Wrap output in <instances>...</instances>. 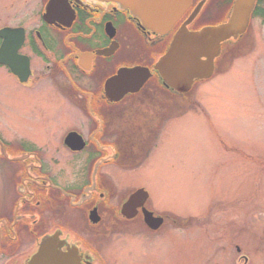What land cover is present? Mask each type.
Here are the masks:
<instances>
[{"label":"flooded vegetation","instance_id":"obj_1","mask_svg":"<svg viewBox=\"0 0 264 264\" xmlns=\"http://www.w3.org/2000/svg\"><path fill=\"white\" fill-rule=\"evenodd\" d=\"M234 2L22 0L9 8L0 31L12 29L0 33V47L10 66L0 67L54 110L32 114L37 129L0 128V264L256 263L234 238L251 234L247 196L221 194L180 215L158 206L139 176L166 126L197 104L196 82L185 90L168 76L169 56L188 45L184 35L225 24ZM243 37L221 43L215 69L233 63ZM114 172L137 176L120 183Z\"/></svg>","mask_w":264,"mask_h":264},{"label":"rangeland","instance_id":"obj_2","mask_svg":"<svg viewBox=\"0 0 264 264\" xmlns=\"http://www.w3.org/2000/svg\"><path fill=\"white\" fill-rule=\"evenodd\" d=\"M21 1L0 0V26L9 8ZM29 5H36V0H29ZM251 27L253 50H243L233 63L199 84L198 104L166 126L139 176L141 182L147 181L158 206L180 215L198 213L221 194L247 196L246 205H252L251 234L238 230L234 238L255 264H264V213L258 206L264 195V167L260 166L264 158V22L258 18ZM53 108L51 102L34 100L32 94L20 91L0 67L1 129H37L32 114ZM56 112L75 113L64 108ZM114 173L120 183L136 175ZM179 234L173 232L171 237Z\"/></svg>","mask_w":264,"mask_h":264},{"label":"water","instance_id":"obj_3","mask_svg":"<svg viewBox=\"0 0 264 264\" xmlns=\"http://www.w3.org/2000/svg\"><path fill=\"white\" fill-rule=\"evenodd\" d=\"M256 1L235 0L231 16L225 24L184 35L188 45L182 48L183 51L180 50L181 43L180 46L176 45L175 52L169 56L173 68L168 76L174 84H180V88L189 90L196 80L214 75L215 60L220 54L221 43L230 37H240L247 31ZM8 30L10 29L3 28L0 33L4 36ZM5 47L3 44L0 49V63L8 64Z\"/></svg>","mask_w":264,"mask_h":264},{"label":"trees","instance_id":"obj_4","mask_svg":"<svg viewBox=\"0 0 264 264\" xmlns=\"http://www.w3.org/2000/svg\"><path fill=\"white\" fill-rule=\"evenodd\" d=\"M263 2H264V0H263ZM257 13L264 17V5H261V6L259 5Z\"/></svg>","mask_w":264,"mask_h":264},{"label":"bare ground","instance_id":"obj_5","mask_svg":"<svg viewBox=\"0 0 264 264\" xmlns=\"http://www.w3.org/2000/svg\"><path fill=\"white\" fill-rule=\"evenodd\" d=\"M248 156H251V155H248Z\"/></svg>","mask_w":264,"mask_h":264}]
</instances>
